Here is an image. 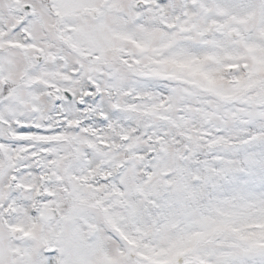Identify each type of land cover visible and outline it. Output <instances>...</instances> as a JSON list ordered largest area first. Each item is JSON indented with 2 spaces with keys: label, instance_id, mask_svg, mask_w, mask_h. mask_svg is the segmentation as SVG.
I'll return each mask as SVG.
<instances>
[{
  "label": "snow or ice",
  "instance_id": "1",
  "mask_svg": "<svg viewBox=\"0 0 264 264\" xmlns=\"http://www.w3.org/2000/svg\"><path fill=\"white\" fill-rule=\"evenodd\" d=\"M0 264H264V0H0Z\"/></svg>",
  "mask_w": 264,
  "mask_h": 264
}]
</instances>
